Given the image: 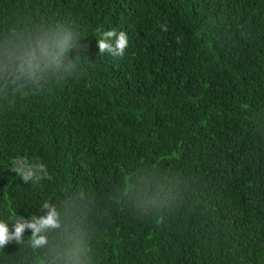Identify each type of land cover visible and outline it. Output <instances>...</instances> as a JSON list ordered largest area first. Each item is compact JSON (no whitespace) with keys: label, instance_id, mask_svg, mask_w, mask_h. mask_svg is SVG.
Returning a JSON list of instances; mask_svg holds the SVG:
<instances>
[{"label":"trees","instance_id":"1","mask_svg":"<svg viewBox=\"0 0 264 264\" xmlns=\"http://www.w3.org/2000/svg\"><path fill=\"white\" fill-rule=\"evenodd\" d=\"M51 29L64 65L19 73ZM112 29L123 56L98 54ZM20 156L51 179L23 183ZM45 202L61 228L0 264H264V0H0V221Z\"/></svg>","mask_w":264,"mask_h":264},{"label":"clouds","instance_id":"2","mask_svg":"<svg viewBox=\"0 0 264 264\" xmlns=\"http://www.w3.org/2000/svg\"><path fill=\"white\" fill-rule=\"evenodd\" d=\"M160 29L167 32L166 25ZM96 40L99 55L123 56L129 41L127 34L116 29L99 31ZM179 43V38H177ZM74 47L73 34L67 29H51L41 31L34 39L33 46L22 57H18L17 71L28 76H35L45 71L60 69L70 49ZM10 171L16 173L25 184L39 183L41 180L51 179L45 164L39 160L30 161L25 157H16L11 161ZM47 211L44 215L33 216L30 220L17 219L14 231L9 232L5 222L0 221V248L12 240L19 241L25 229L31 230V245L33 248L45 247L49 244L47 233L61 228L60 215L55 206L44 203ZM52 264H78L75 253L71 250L58 252Z\"/></svg>","mask_w":264,"mask_h":264}]
</instances>
